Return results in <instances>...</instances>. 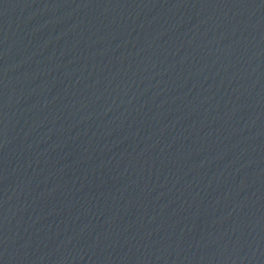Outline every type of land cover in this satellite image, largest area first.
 <instances>
[{"label":"water","instance_id":"1","mask_svg":"<svg viewBox=\"0 0 264 264\" xmlns=\"http://www.w3.org/2000/svg\"><path fill=\"white\" fill-rule=\"evenodd\" d=\"M0 264H264V0H0Z\"/></svg>","mask_w":264,"mask_h":264}]
</instances>
